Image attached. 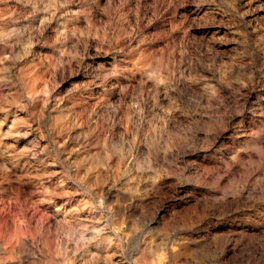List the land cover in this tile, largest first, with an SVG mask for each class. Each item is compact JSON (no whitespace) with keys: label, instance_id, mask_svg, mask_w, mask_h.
Listing matches in <instances>:
<instances>
[{"label":"rangeland","instance_id":"1","mask_svg":"<svg viewBox=\"0 0 264 264\" xmlns=\"http://www.w3.org/2000/svg\"><path fill=\"white\" fill-rule=\"evenodd\" d=\"M0 264H264V0H0Z\"/></svg>","mask_w":264,"mask_h":264},{"label":"bare ground","instance_id":"2","mask_svg":"<svg viewBox=\"0 0 264 264\" xmlns=\"http://www.w3.org/2000/svg\"><path fill=\"white\" fill-rule=\"evenodd\" d=\"M225 120V119H224ZM215 138V137H214ZM212 144V143H211ZM260 255H261V253H260Z\"/></svg>","mask_w":264,"mask_h":264}]
</instances>
